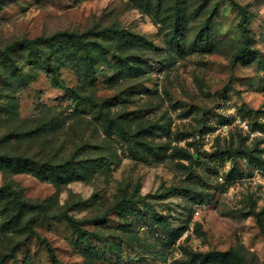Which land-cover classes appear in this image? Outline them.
I'll list each match as a JSON object with an SVG mask.
<instances>
[{"label": "rangeland", "instance_id": "obj_1", "mask_svg": "<svg viewBox=\"0 0 264 264\" xmlns=\"http://www.w3.org/2000/svg\"><path fill=\"white\" fill-rule=\"evenodd\" d=\"M0 264H264V0H0Z\"/></svg>", "mask_w": 264, "mask_h": 264}, {"label": "trees", "instance_id": "obj_2", "mask_svg": "<svg viewBox=\"0 0 264 264\" xmlns=\"http://www.w3.org/2000/svg\"><path fill=\"white\" fill-rule=\"evenodd\" d=\"M246 15H242L240 18V23H239V29H240V33H241V37L243 38V41L245 43V45L247 46L248 43V28L246 25ZM48 43V39L44 38V37H35L33 39H23L19 42V44H21L24 48L28 49V50H32V51H39L41 46H44L45 44ZM13 49V46H8L5 47V49L3 50L5 53H8L9 51H11ZM45 69L46 72L48 73L49 77H50V81L52 82V84L56 87V88H61V89H65L69 92H71L72 95H77L76 91L74 89H70L67 86L64 85L63 81L61 80L57 68L54 67V65L52 63L49 62V60H47V64H45ZM47 247H49L48 244H46Z\"/></svg>", "mask_w": 264, "mask_h": 264}]
</instances>
